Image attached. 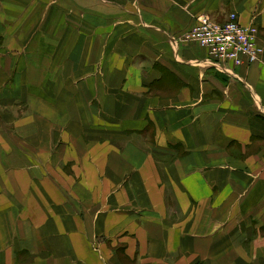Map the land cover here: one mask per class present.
<instances>
[{
  "label": "crops",
  "instance_id": "crops-1",
  "mask_svg": "<svg viewBox=\"0 0 264 264\" xmlns=\"http://www.w3.org/2000/svg\"><path fill=\"white\" fill-rule=\"evenodd\" d=\"M264 0H0V264H264V51L185 40Z\"/></svg>",
  "mask_w": 264,
  "mask_h": 264
},
{
  "label": "built area",
  "instance_id": "built-area-1",
  "mask_svg": "<svg viewBox=\"0 0 264 264\" xmlns=\"http://www.w3.org/2000/svg\"><path fill=\"white\" fill-rule=\"evenodd\" d=\"M258 33L256 25H243L233 12L221 22L201 15L183 38L206 47L212 61L224 68L225 63L240 66L260 61L264 50L258 43Z\"/></svg>",
  "mask_w": 264,
  "mask_h": 264
}]
</instances>
